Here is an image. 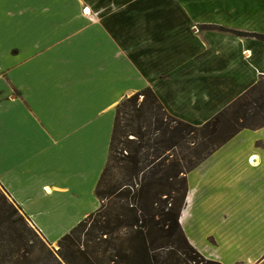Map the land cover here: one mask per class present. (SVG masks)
I'll use <instances>...</instances> for the list:
<instances>
[{"label":"crops","instance_id":"obj_1","mask_svg":"<svg viewBox=\"0 0 264 264\" xmlns=\"http://www.w3.org/2000/svg\"><path fill=\"white\" fill-rule=\"evenodd\" d=\"M259 36L264 0H0V186L59 242L100 207L118 104L151 89L202 126L264 76ZM186 179L191 246L264 264V127Z\"/></svg>","mask_w":264,"mask_h":264},{"label":"trees","instance_id":"obj_2","mask_svg":"<svg viewBox=\"0 0 264 264\" xmlns=\"http://www.w3.org/2000/svg\"><path fill=\"white\" fill-rule=\"evenodd\" d=\"M262 78L202 126L172 117L151 89L124 98L96 188L100 207L59 241L50 264H220L180 225L186 177L241 131L264 127ZM8 199L0 186V264H40L27 234L40 235Z\"/></svg>","mask_w":264,"mask_h":264},{"label":"rangeland","instance_id":"obj_3","mask_svg":"<svg viewBox=\"0 0 264 264\" xmlns=\"http://www.w3.org/2000/svg\"><path fill=\"white\" fill-rule=\"evenodd\" d=\"M84 15L87 16V14H84ZM263 82H264V79H263ZM178 152H179V149L175 150V153L176 154ZM6 195H7V193H6ZM11 201L12 200L9 197L8 202H11ZM12 202H14V201H12ZM21 213L24 214L22 212V210H21ZM29 222H30V220H29ZM29 226L31 228H33L34 231H36L40 235V236H38L39 237V239H38V238H36L32 234H27V236H28V242H30L34 246L33 250L36 252L35 257H38L37 259H41L40 260V264H50V262H49L50 261V254H51L50 252H55L56 253L60 249L59 242H57V243H51V242H49L43 235H41V233L39 232V230L37 228H35V226L33 224H31V222L29 223ZM4 237H6L5 236V233L2 232L1 239L4 240ZM23 252H24V250H23ZM34 259H36V258H34Z\"/></svg>","mask_w":264,"mask_h":264}]
</instances>
